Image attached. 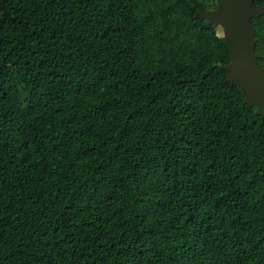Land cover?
I'll return each mask as SVG.
<instances>
[{"label":"trees","instance_id":"1","mask_svg":"<svg viewBox=\"0 0 264 264\" xmlns=\"http://www.w3.org/2000/svg\"><path fill=\"white\" fill-rule=\"evenodd\" d=\"M202 5L0 0V264H264V117Z\"/></svg>","mask_w":264,"mask_h":264},{"label":"water","instance_id":"2","mask_svg":"<svg viewBox=\"0 0 264 264\" xmlns=\"http://www.w3.org/2000/svg\"><path fill=\"white\" fill-rule=\"evenodd\" d=\"M218 7L210 12L201 6L197 17L209 25L221 26L231 53V61L221 67L227 71L229 81L238 82L248 106L256 107L264 117V68L258 62L255 50L256 29L252 19L264 15V7L255 0H217ZM264 2V0H258Z\"/></svg>","mask_w":264,"mask_h":264},{"label":"flooded vegetation","instance_id":"3","mask_svg":"<svg viewBox=\"0 0 264 264\" xmlns=\"http://www.w3.org/2000/svg\"><path fill=\"white\" fill-rule=\"evenodd\" d=\"M254 3H255L256 6L264 7V2H262V1L255 0ZM217 7H218V1H217V0H210V12L215 11V10L217 9ZM261 17H262V16H261ZM261 17H259L258 19H256V18H253V19H252V23H253V25H254V28L256 29V32H257V28H256V26H255V23H256ZM215 28H217L219 31H221L222 34H223V36H224V30H223V28H222L221 26H218V27H215ZM255 38H256V40H257V41H256V45H255V50L257 49V44H258V47H260V48H259V53H258L257 50H256V52H257V54H258V59H259L260 57L263 58V50H262L263 48H262L261 43L259 42V39H258V32H257Z\"/></svg>","mask_w":264,"mask_h":264},{"label":"rangeland","instance_id":"4","mask_svg":"<svg viewBox=\"0 0 264 264\" xmlns=\"http://www.w3.org/2000/svg\"><path fill=\"white\" fill-rule=\"evenodd\" d=\"M222 32L220 31V34H221Z\"/></svg>","mask_w":264,"mask_h":264}]
</instances>
